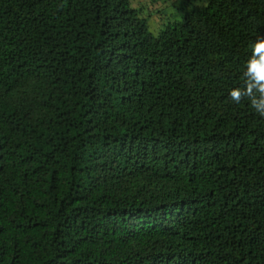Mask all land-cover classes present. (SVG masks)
I'll return each instance as SVG.
<instances>
[{
  "label": "trees",
  "instance_id": "trees-1",
  "mask_svg": "<svg viewBox=\"0 0 264 264\" xmlns=\"http://www.w3.org/2000/svg\"><path fill=\"white\" fill-rule=\"evenodd\" d=\"M135 1L0 0V264H264V0Z\"/></svg>",
  "mask_w": 264,
  "mask_h": 264
},
{
  "label": "clouds",
  "instance_id": "clouds-1",
  "mask_svg": "<svg viewBox=\"0 0 264 264\" xmlns=\"http://www.w3.org/2000/svg\"><path fill=\"white\" fill-rule=\"evenodd\" d=\"M252 55L243 66L242 87L229 91L231 100L240 103L247 100L250 107L261 117H264V39L251 45Z\"/></svg>",
  "mask_w": 264,
  "mask_h": 264
},
{
  "label": "rangeland",
  "instance_id": "rangeland-1",
  "mask_svg": "<svg viewBox=\"0 0 264 264\" xmlns=\"http://www.w3.org/2000/svg\"><path fill=\"white\" fill-rule=\"evenodd\" d=\"M142 3L141 15L148 19V25L152 32H157L168 18L181 13L189 8L204 6L208 0H136ZM134 5H137V2ZM148 7V11H147ZM149 12V13H148ZM149 14V16H148ZM158 28V29H157Z\"/></svg>",
  "mask_w": 264,
  "mask_h": 264
}]
</instances>
